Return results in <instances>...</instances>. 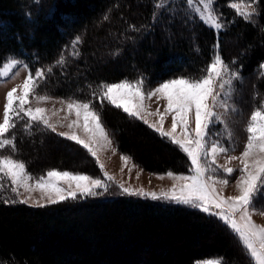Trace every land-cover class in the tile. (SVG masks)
I'll return each instance as SVG.
<instances>
[{"label": "trees", "instance_id": "16d2710c", "mask_svg": "<svg viewBox=\"0 0 264 264\" xmlns=\"http://www.w3.org/2000/svg\"><path fill=\"white\" fill-rule=\"evenodd\" d=\"M228 1L218 0L226 18L217 31L186 0H0V69L13 58L27 61L33 75L41 68L42 91L92 102L118 149L142 167L190 172V160L168 138L102 104L100 86L124 78H199L219 53L242 75L258 74L263 93L264 0H256V22ZM33 127L23 135L12 130L15 147L33 156V162L22 157L31 172H43L46 154L55 164L77 163L57 147L74 141L46 127L40 137ZM12 200L6 185L0 188V264H197L217 257L223 264H255L237 234L191 206L127 195L44 208Z\"/></svg>", "mask_w": 264, "mask_h": 264}, {"label": "snow or ice", "instance_id": "6c2138e0", "mask_svg": "<svg viewBox=\"0 0 264 264\" xmlns=\"http://www.w3.org/2000/svg\"><path fill=\"white\" fill-rule=\"evenodd\" d=\"M191 5L192 0H186ZM203 9L195 8L201 20L207 19L210 25L216 29L222 28L218 18L214 17L215 0H199ZM232 8L239 11V5L232 4ZM242 12L241 15L251 18L255 13ZM19 63L11 60L4 63L0 73H7ZM264 68V65H261ZM43 73L41 70L30 72L23 82L22 94H17V88H12L6 94V103L3 111V122L0 123V149L11 146L15 150V137L6 138L5 134L10 128L15 127L14 117L23 119L27 117L31 122L42 123L52 132H56V126L50 123L45 115V109L26 107L29 104V96L34 91ZM238 73L230 70L220 55H215L214 60L206 67L205 72L199 78H174L162 82L154 90L145 93L143 81L120 83H108L101 85V98L106 99L118 109H123L132 117L144 119V100L157 97L166 101L165 113L172 115L171 130L163 128L164 116L160 117V126H149L166 137L186 154L190 160L189 175H174L171 171L169 177L180 181L173 185L169 191L161 190L145 191L142 187L133 189L118 185L121 193L128 196H137L153 201L173 202L199 209L209 215L217 216L225 226L238 235L248 255L255 264H264V226L258 225L252 220V211L255 210L254 200L264 189V104L256 107L250 114L246 126L247 140L243 151L239 156H228L227 161L238 160L240 164L239 178L236 181L238 195L224 196L217 189V184L228 183L226 179H219L217 173L223 169V173L232 174L235 170L224 165H217V157L226 154L228 149L219 140L212 139L209 129L214 124L225 123L221 113L215 111L217 107H225L227 99L225 89H231L234 79H238ZM38 101L48 99L45 96H37ZM69 114L75 113L76 120L69 123L68 127L82 126L87 138L82 139L75 132H60L61 137L74 141L95 157L101 171L104 165L99 163L95 145L102 141L111 143L102 127L99 114L92 109L90 103L72 100L67 102ZM233 111L235 109H232ZM23 113V116H21ZM160 115L159 111L156 113ZM194 116L195 127H191ZM82 121V125H81ZM148 123L147 120L144 121ZM180 134H176L177 128ZM229 138L231 133L229 132ZM125 163L127 156L121 157ZM162 178V177H161ZM10 181L11 192L18 199L11 203H21L31 207L44 208L56 205L68 200L96 197L105 194L109 189V183L114 178L103 173V178H93L88 175L74 174L70 171L49 170L46 176L34 178L26 170L24 162L14 159L10 155H0V188L4 187V181ZM34 181V182H33ZM67 184L65 188L63 185ZM23 189V193H21ZM39 192V198L33 193ZM26 194V195H25ZM264 214V213H262ZM203 264H223L222 260H209Z\"/></svg>", "mask_w": 264, "mask_h": 264}, {"label": "rangeland", "instance_id": "374dc122", "mask_svg": "<svg viewBox=\"0 0 264 264\" xmlns=\"http://www.w3.org/2000/svg\"><path fill=\"white\" fill-rule=\"evenodd\" d=\"M177 0H161L162 5H167L168 3L174 2ZM228 6L231 7L232 4L239 5V11L237 9L233 8L238 14L242 12H252V9L254 8L256 11L251 15V18H248L254 22H256V16L258 14V7L256 0H230L228 1ZM192 10L194 11L195 8H201L203 9V5L200 4L199 0H192V3L190 5ZM224 6L218 3V0H215L214 4V17L218 18L219 22L221 23L223 27L222 20L226 18ZM232 8V7H231ZM195 14L200 16L199 13ZM244 16V15H243ZM246 17V16H244ZM247 18V17H246ZM208 25H210V22L203 20ZM211 26V25H210ZM213 27V26H212ZM215 28V27H214ZM216 29V28H215ZM222 29V28H220ZM220 29H216L217 31H220ZM100 41V39H99ZM232 42L234 44L240 43V40H237L236 38L232 39ZM220 55L219 53H216L215 55ZM212 58L211 62L215 58ZM221 56V55H220ZM222 60L228 64L229 68L233 72L238 73V79H234L233 85L231 89H225V97H228V93L230 92V98L227 99V105L223 108L217 107L215 111L218 113H221L222 120L225 123H218L214 124L210 127L209 133L212 137V139L219 140L220 143L225 146L228 149V152L226 154H220L217 157V165H224L227 167L233 168L235 171L232 174H225L223 173V169L221 168L220 171L216 174L219 179H226L228 180V183L226 185L224 184H217L216 187L219 190V192L224 196H232V195H238V190L236 188V181L239 178V168L240 164L238 160L233 161H227L228 156H239L241 152L243 151V147L246 144L247 140V132H246V126L250 118L251 112L258 107L261 104H264V92L261 93L257 89V84L259 83V76L258 74H246L242 75L240 71L233 65L227 62L222 56ZM14 59V58H13ZM10 59L9 61L13 60ZM15 60H18L19 63L13 67L7 75H4L0 73V123L3 122V111H4V105L6 103V94L8 91H10L12 88H17V94H22V87L23 82L28 76V74L31 72V69L29 67V64L27 61L15 58ZM110 57L108 55H105L102 57V61L107 63L109 62ZM210 62V63H211ZM264 65V64H263ZM3 69V66L2 68ZM41 70L43 75L39 79L37 86L35 87L34 91L29 96V104L26 105V107H32L33 109L37 107L44 108L45 115L49 117L50 123L54 124L56 126V132H75L77 135H79L82 139H86V133L83 130L82 126L79 127H73L69 128L68 125L72 121L76 120L75 113L69 114L67 109V102H70L72 100H78L66 96H57L48 94L47 92L42 91L41 89V80L44 76V70L41 68L38 69ZM35 76V74L33 75ZM196 78L191 77L187 75H178L176 77H172L169 79L174 78ZM169 79L165 80H159L157 82H150V81H143V91L147 93L150 90H154L156 87H158L162 82H165ZM129 81V82H136L138 80H130L127 78H124L123 80L112 82V83H120L122 81ZM45 96L48 97V99L44 101H38L36 99L37 96ZM102 104H105L108 102L106 99L99 98ZM81 102H88L84 99L78 100ZM90 103V106L93 110H95L92 106V102ZM165 107H166V101L163 99H158L157 97H152L151 99H145L144 100V111L142 112V115L144 119L140 120H147V124H156L157 127L160 126V117L161 115L164 116V122H163V128L165 131L171 130V124H172V115L165 113ZM232 109H235L234 111ZM96 111V110H95ZM157 111H159L160 115H157ZM97 112V111H96ZM21 116H23V113H21ZM100 117V115H99ZM102 127L104 128L108 139L111 141V143H108L106 141H102L99 145H95L97 155L99 157V163H102L104 165L103 172L101 171L99 164L97 163V160L95 157H92L90 153L84 150H82L79 145L69 146V145H63V144H56L57 147L64 149V154L68 153L70 156L77 158V163H71L70 165H66L64 163H53L52 161L47 159V154L43 157H45V162L43 163L44 166L41 168L40 171L43 170V172H31L28 169L27 162L24 160L26 158L28 161L33 162V156L23 152L22 150L15 147V150L11 146H6L4 149H0V155H10L14 159L20 160L25 163L27 172L32 175L34 178H39V176L44 175L46 176L47 171L49 170H57V171H70L74 174H82V175H88L93 178H103V173L106 172L108 175L112 176L114 180L109 183V189L108 191L100 195L104 198H112L120 195H124L121 193L120 188L118 185L123 184L125 187H130L133 189H139L143 188L145 191H155L159 193L161 190L169 191L173 185L179 184L180 181L174 180L171 177L167 175L169 171H151L147 170L144 167H142L139 163L135 162L133 158L121 152L117 147V142L115 140L114 133L111 132L106 126L103 124L101 118H100ZM15 127L10 128L9 132L5 134L6 138L11 139L13 137L12 130L13 129H20L21 134L23 135L26 133V128L33 127L34 133L38 131V134L40 137H44L42 134L45 133V130H42L41 127H45L42 123H35L31 122V126L29 127V120L27 117H24L23 119H20L18 117H14ZM82 125V121H81ZM191 127H195L194 123V116L192 119ZM41 132V133H40ZM229 132L231 133V137L229 138ZM33 133V134H34ZM176 134H180V128L178 127L176 130ZM28 135V134H27ZM26 135V137H28ZM30 136V135H29ZM57 142V141H56ZM36 147V151H39L41 153V148L39 146ZM45 148V147H44ZM22 151V152H21ZM122 156H127L129 159L127 163L121 158ZM24 157V158H22ZM32 157V158H31ZM40 168H36V170H39ZM172 172V171H171ZM174 175H189L190 172H172ZM162 177V178H161ZM34 182V181H33ZM4 186L10 190L11 195L18 199L14 193L11 192V186L10 181H4ZM65 188L68 187L67 184L63 185ZM21 193H23V189L20 190ZM26 195V194H25ZM40 193L35 192L33 193V196L36 198H39ZM128 196V195H127ZM254 206L255 210L252 211V220L254 223L264 226V189H262L261 194L254 200ZM209 260H222L221 257L217 258H209L205 260H201L197 262V264H203L205 261Z\"/></svg>", "mask_w": 264, "mask_h": 264}]
</instances>
